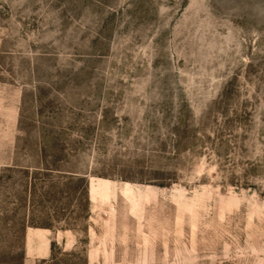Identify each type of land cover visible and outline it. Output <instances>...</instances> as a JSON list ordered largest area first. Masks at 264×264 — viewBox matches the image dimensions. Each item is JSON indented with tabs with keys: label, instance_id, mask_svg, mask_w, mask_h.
Wrapping results in <instances>:
<instances>
[{
	"label": "rangeland",
	"instance_id": "rangeland-1",
	"mask_svg": "<svg viewBox=\"0 0 264 264\" xmlns=\"http://www.w3.org/2000/svg\"><path fill=\"white\" fill-rule=\"evenodd\" d=\"M50 240L264 264V0H0V264Z\"/></svg>",
	"mask_w": 264,
	"mask_h": 264
},
{
	"label": "trees",
	"instance_id": "trees-1",
	"mask_svg": "<svg viewBox=\"0 0 264 264\" xmlns=\"http://www.w3.org/2000/svg\"><path fill=\"white\" fill-rule=\"evenodd\" d=\"M45 168H49L47 166H43ZM65 181L63 182L66 184L67 182L71 180H76L78 183L80 198H81V207L79 209V212L77 216L79 218H85L87 216L88 212V197H87V181L84 175H78V174H72L67 173V175H64ZM36 187V182L34 179L30 181V188H29V200H31V205L38 204L39 202L36 201L34 198V189ZM39 226L42 227H51V224L46 221L39 224ZM75 224L73 221H66L63 225L60 226V228H74ZM80 229H83L82 227ZM85 231V229H83ZM79 241L85 242V239H78ZM49 255L48 257H44L40 259V262L37 264H85V252L83 251V247L79 248H70V249H62L61 246H57L54 242V240H50L49 244ZM18 264H21L18 262Z\"/></svg>",
	"mask_w": 264,
	"mask_h": 264
},
{
	"label": "crops",
	"instance_id": "crops-1",
	"mask_svg": "<svg viewBox=\"0 0 264 264\" xmlns=\"http://www.w3.org/2000/svg\"><path fill=\"white\" fill-rule=\"evenodd\" d=\"M105 181V180H104ZM104 181H98V182H96V184L94 183V185H102V184H104ZM47 248H48V244H47ZM47 250V252H48V249H46ZM42 256V255H41Z\"/></svg>",
	"mask_w": 264,
	"mask_h": 264
}]
</instances>
